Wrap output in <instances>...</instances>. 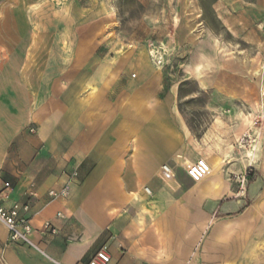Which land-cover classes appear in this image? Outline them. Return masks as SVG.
Here are the masks:
<instances>
[{
    "label": "crops",
    "instance_id": "0c3cea01",
    "mask_svg": "<svg viewBox=\"0 0 264 264\" xmlns=\"http://www.w3.org/2000/svg\"><path fill=\"white\" fill-rule=\"evenodd\" d=\"M18 72L0 58V207L34 184L33 246L0 223V264H85L102 247L108 264H264L261 200L247 204L230 163L195 145L171 93L151 102L128 82L72 81L35 103ZM74 172L69 196L51 200Z\"/></svg>",
    "mask_w": 264,
    "mask_h": 264
},
{
    "label": "rangeland",
    "instance_id": "374dc122",
    "mask_svg": "<svg viewBox=\"0 0 264 264\" xmlns=\"http://www.w3.org/2000/svg\"><path fill=\"white\" fill-rule=\"evenodd\" d=\"M0 58L35 103L72 81L171 93L195 145L264 212V0H0Z\"/></svg>",
    "mask_w": 264,
    "mask_h": 264
},
{
    "label": "built area",
    "instance_id": "2783aa9c",
    "mask_svg": "<svg viewBox=\"0 0 264 264\" xmlns=\"http://www.w3.org/2000/svg\"><path fill=\"white\" fill-rule=\"evenodd\" d=\"M165 171H168L166 166L163 167ZM190 171L193 170V167L188 166ZM197 169L204 174L207 172V167L203 162H199ZM77 176V173L74 172L69 180L64 183L59 191H50L48 197L51 200H63L66 199L70 194V184L72 180ZM5 188L9 187V184L4 185ZM145 191L149 193V190L146 188ZM27 200L25 202L14 203L9 208L0 207V223L8 231V242L13 244H25L28 246H33L29 240V234L31 233L30 218L28 214L31 209V200L37 197V192L34 188V184L31 183L26 191ZM43 230L46 233L51 235H56L57 230L51 225L50 222H46L43 225ZM111 260L109 253L105 247L100 248L95 255L85 264H108Z\"/></svg>",
    "mask_w": 264,
    "mask_h": 264
},
{
    "label": "bare ground",
    "instance_id": "6f19581e",
    "mask_svg": "<svg viewBox=\"0 0 264 264\" xmlns=\"http://www.w3.org/2000/svg\"><path fill=\"white\" fill-rule=\"evenodd\" d=\"M217 138V137H216ZM250 153V152H249ZM249 161H252V159L251 158H249Z\"/></svg>",
    "mask_w": 264,
    "mask_h": 264
}]
</instances>
